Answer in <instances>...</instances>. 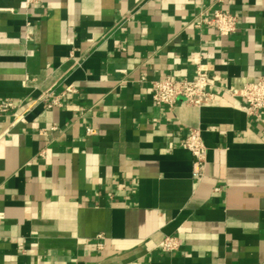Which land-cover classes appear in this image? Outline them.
Instances as JSON below:
<instances>
[{
    "label": "crops",
    "instance_id": "crops-1",
    "mask_svg": "<svg viewBox=\"0 0 264 264\" xmlns=\"http://www.w3.org/2000/svg\"><path fill=\"white\" fill-rule=\"evenodd\" d=\"M198 65L213 106L155 104ZM261 76L264 0H0V264H264V111L226 93Z\"/></svg>",
    "mask_w": 264,
    "mask_h": 264
},
{
    "label": "built area",
    "instance_id": "built-area-1",
    "mask_svg": "<svg viewBox=\"0 0 264 264\" xmlns=\"http://www.w3.org/2000/svg\"><path fill=\"white\" fill-rule=\"evenodd\" d=\"M36 0H26L27 4H32ZM239 20L229 12L217 11L211 19L202 20L197 24L210 26L222 37L234 34L237 30ZM143 81L146 78H142ZM214 86V79L209 73L197 66L196 76L192 80L175 82L171 79L153 82V100L158 106H174L182 100L184 104L197 108L209 107L215 104V98L209 92V88ZM76 89L69 87L65 95L75 94ZM226 93L234 98H240L245 102L247 113L250 116H260L264 111V76L257 81L248 82L242 88L227 90ZM48 108L60 106L59 99L52 92L46 93L43 98ZM18 105L10 99L0 100V115L16 112ZM88 134H93V130L88 129ZM193 157V168L197 178L204 174L208 150L204 144L202 134L198 129L190 130L182 144ZM3 215L0 214V220ZM179 240L176 237H166L160 244V249L164 252H174L179 249Z\"/></svg>",
    "mask_w": 264,
    "mask_h": 264
}]
</instances>
